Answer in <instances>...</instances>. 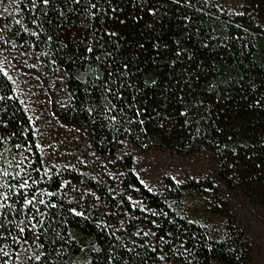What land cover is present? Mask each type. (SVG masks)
Wrapping results in <instances>:
<instances>
[{
  "label": "trees",
  "instance_id": "1",
  "mask_svg": "<svg viewBox=\"0 0 264 264\" xmlns=\"http://www.w3.org/2000/svg\"><path fill=\"white\" fill-rule=\"evenodd\" d=\"M7 36L85 129L83 161L47 168L0 68V264L34 240L37 264H250L211 179L148 188L127 146L209 150L226 189L264 209V0H13ZM127 148V150H126ZM196 196L220 227L180 210Z\"/></svg>",
  "mask_w": 264,
  "mask_h": 264
},
{
  "label": "rangeland",
  "instance_id": "2",
  "mask_svg": "<svg viewBox=\"0 0 264 264\" xmlns=\"http://www.w3.org/2000/svg\"><path fill=\"white\" fill-rule=\"evenodd\" d=\"M230 11L240 10L243 0H217ZM13 0H0V68L11 80L34 128L37 145L47 168L71 165L83 161L88 150L85 129L63 121L58 109L65 101L60 81H52L30 53L18 47L5 31V17ZM133 156L132 168L150 189L160 190L172 180L207 177L218 189L228 206L229 217L243 228L253 251L250 264H264V209L250 203L239 194L225 188L218 177L217 160L207 149L182 155L153 147L142 150L127 146ZM126 148V150H127ZM4 192L0 184V206ZM182 208L192 219L209 226L220 227L226 218L213 214L196 196L184 198ZM37 247L33 239L22 242L16 252V264H37Z\"/></svg>",
  "mask_w": 264,
  "mask_h": 264
},
{
  "label": "snow or ice",
  "instance_id": "3",
  "mask_svg": "<svg viewBox=\"0 0 264 264\" xmlns=\"http://www.w3.org/2000/svg\"><path fill=\"white\" fill-rule=\"evenodd\" d=\"M48 2V0H44V3H47ZM37 259H39L38 257H37Z\"/></svg>",
  "mask_w": 264,
  "mask_h": 264
}]
</instances>
